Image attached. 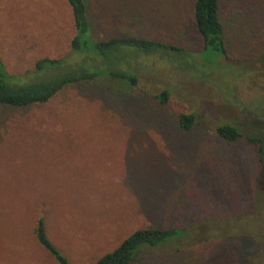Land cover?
Masks as SVG:
<instances>
[{
  "label": "rangeland",
  "instance_id": "rangeland-1",
  "mask_svg": "<svg viewBox=\"0 0 264 264\" xmlns=\"http://www.w3.org/2000/svg\"><path fill=\"white\" fill-rule=\"evenodd\" d=\"M194 2L87 0L96 39L141 37L188 57L126 52L139 86L115 92L121 101L83 84L45 107L0 109V264H58L37 241L40 217L71 264H94L146 228H186L191 237L178 243H199L184 258L162 248L134 264H238L254 242L208 241L212 224L215 239L252 233L264 245V153L261 160L247 141L264 143V0L222 1L228 59L204 51ZM75 34L67 0H0V57L10 75L68 56ZM163 90L167 105L155 98ZM67 104L78 108L62 121ZM180 113L196 115L191 131L180 129ZM40 123L49 134L37 135ZM221 124L241 138L225 141Z\"/></svg>",
  "mask_w": 264,
  "mask_h": 264
},
{
  "label": "trees",
  "instance_id": "trees-1",
  "mask_svg": "<svg viewBox=\"0 0 264 264\" xmlns=\"http://www.w3.org/2000/svg\"><path fill=\"white\" fill-rule=\"evenodd\" d=\"M222 1L195 0L193 15L197 30L203 40L204 51L219 52L228 59L224 25L220 18ZM67 2L71 8L76 30V34L71 41V54L58 58L46 57L39 59L35 63L34 70L28 71L22 76L10 75L0 57V109L25 111L45 107L65 89L83 84L113 90V98L121 101L117 94L124 92L123 87L126 86L134 90L139 86V76L136 74V68L127 59L128 57L125 58L124 54L126 52L135 50L148 56L154 53H162L166 56L172 55L181 59L188 57L187 51L181 48L141 37L113 36L109 39H96L93 36L87 0H67ZM155 98L162 105L170 103L168 90L156 94ZM125 104L122 103V106H125ZM80 105L86 104L81 103ZM71 106L69 104L63 106L62 112L66 111V115L61 118L62 121L71 119L72 113L78 108L70 109ZM68 113L71 114L69 118L67 117ZM101 115L103 114L101 113ZM29 116H26V118L29 119ZM196 118L195 114L180 113L177 119L180 129L184 132L191 131L195 126ZM29 122L31 123L30 120ZM41 127V123L40 125H34L37 135H47L48 130H43ZM216 131L220 137L230 143H235L241 138L238 128L231 124H221L216 128ZM247 141L258 147L259 157L263 160V140L259 137H248ZM259 182L260 178L257 179V189H261ZM258 195L259 193L256 194V199ZM212 226H209L206 232L209 238L208 241L228 242L240 239L245 242H254L252 248L249 246V249H243L238 264H264V245L260 243L256 234L251 233L250 237L243 236L240 238V236L230 235L229 233L215 239L216 236H212L211 233L216 227L213 224ZM190 232L186 228L177 227L138 229L126 237L116 249L102 256L94 264H134L143 253L147 252L151 255L154 252L157 254L156 251L158 249L162 250V248H168L170 255L184 258L183 253L186 249L199 243L197 239L185 245L178 243L180 239L186 236L191 237ZM35 235L40 246L53 256L58 264H71L68 257L50 239L43 217L38 219ZM147 253L145 254L148 255ZM242 256H245L243 262H241Z\"/></svg>",
  "mask_w": 264,
  "mask_h": 264
}]
</instances>
